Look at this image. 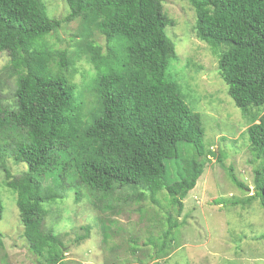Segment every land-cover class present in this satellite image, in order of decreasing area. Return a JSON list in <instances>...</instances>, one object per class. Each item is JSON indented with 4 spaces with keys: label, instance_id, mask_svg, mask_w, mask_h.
<instances>
[{
    "label": "trees",
    "instance_id": "trees-1",
    "mask_svg": "<svg viewBox=\"0 0 264 264\" xmlns=\"http://www.w3.org/2000/svg\"><path fill=\"white\" fill-rule=\"evenodd\" d=\"M64 1L69 12L50 18L43 0H0V53L9 56L0 71V170L3 184L15 193L22 236L36 264H67L61 235L45 228L44 218L45 205L62 199L69 187L83 185L102 198L127 187L140 198L146 192L155 203L164 192L179 215L204 160L214 155L203 143L200 115L168 72L176 52L165 28L174 21L162 0ZM187 1L196 37L217 54L227 94L248 119L245 131L259 160L252 193L228 204L256 200L264 208V111H250L264 103V0ZM74 19L80 38L73 48L57 49L45 41ZM93 31L103 35L104 47L94 41ZM81 57L95 70L89 105L66 76ZM12 77L14 101L5 106L1 87ZM7 155L25 170L12 174ZM224 168L232 183L248 189L231 165ZM75 194L78 199L79 190ZM2 213L0 200V219ZM97 222L100 247L112 251L117 245H111V221L99 216ZM166 223L159 235L129 247L137 263L168 264L180 223L170 216ZM83 230L75 242L88 237L89 227ZM1 238L0 232V247ZM109 254L116 260V253Z\"/></svg>",
    "mask_w": 264,
    "mask_h": 264
},
{
    "label": "rangeland",
    "instance_id": "rangeland-1",
    "mask_svg": "<svg viewBox=\"0 0 264 264\" xmlns=\"http://www.w3.org/2000/svg\"><path fill=\"white\" fill-rule=\"evenodd\" d=\"M43 1L50 18H62L69 12L64 0ZM162 8L174 21L172 26L165 28L176 52V58L169 62L168 72L180 84L188 106L200 115L203 143L214 155L204 160L203 172L183 199L179 215L164 192L157 194L158 203H155L146 192L140 198L127 187L102 198L100 193L77 185L69 187L62 199L45 205L48 213L44 227L61 235L67 264H139L129 247L134 243L141 246L151 236L159 235L167 226L168 216L180 223L174 232L175 246L167 258L168 264H264V208L256 200L245 206L228 204L252 193V172L259 164V160L253 158L245 131L248 119L227 94V86L218 74L217 54L209 44L196 37L195 15L188 1L162 0ZM79 32V19H74L62 23L58 30L45 36V41L57 49L73 48L80 38ZM92 38L104 47L103 35L93 31ZM221 47L216 48L217 52ZM8 60V54L1 52L0 71ZM94 75L93 66L84 57L77 60L74 71L66 73L75 86V95L84 91L88 105L93 100L92 93L87 90L93 86ZM14 88V77L2 85L3 105L13 104ZM250 111H264V103ZM183 146L189 148L187 144ZM217 156L221 162L217 161ZM4 160L14 175L26 168L11 155ZM229 165L248 189L231 182L224 168ZM3 177L0 170L3 205L0 264H36L22 236L15 193L3 184ZM76 189L79 190L78 199ZM99 216L111 221L110 230L114 232L111 245H117L112 251L100 247ZM85 225L89 227L88 237L75 242V236L84 232ZM141 249L137 251L138 256ZM145 249L142 250L146 252ZM109 253H116V260L114 254Z\"/></svg>",
    "mask_w": 264,
    "mask_h": 264
}]
</instances>
